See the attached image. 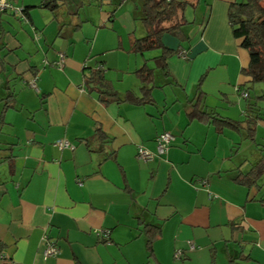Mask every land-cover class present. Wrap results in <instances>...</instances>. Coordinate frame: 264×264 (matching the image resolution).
I'll return each instance as SVG.
<instances>
[{
  "label": "crops",
  "instance_id": "crops-1",
  "mask_svg": "<svg viewBox=\"0 0 264 264\" xmlns=\"http://www.w3.org/2000/svg\"><path fill=\"white\" fill-rule=\"evenodd\" d=\"M9 1L26 19L0 14V264H264V178L251 189L236 181L264 158V111L253 140L244 124L263 86L253 96L229 20L244 0H189L184 39L162 37L169 77L155 61L163 50L133 51L147 35L145 0ZM145 65L151 85L137 76ZM97 70L120 102L91 91ZM143 88L152 103L129 101ZM200 94L204 112L242 128L190 119ZM166 131L168 154L139 161L138 147L156 152ZM61 139L73 149L59 150ZM146 226L160 229L152 251Z\"/></svg>",
  "mask_w": 264,
  "mask_h": 264
},
{
  "label": "trees",
  "instance_id": "trees-1",
  "mask_svg": "<svg viewBox=\"0 0 264 264\" xmlns=\"http://www.w3.org/2000/svg\"><path fill=\"white\" fill-rule=\"evenodd\" d=\"M188 5H190L189 0H145L143 4V24L147 30V35L134 42L133 51L136 54H144L149 51L163 50V54L155 61L157 68L163 69L167 77L170 76V73L167 72L166 62L174 52L164 47L162 37L168 33L184 39L182 29L187 22L184 12ZM229 20L235 39L241 41V46L250 55V64L244 70V75L250 80L248 84L251 88L256 84L263 85V92L255 98L254 104H249L247 109L248 113L251 114L252 112V115L255 116L248 117L244 121L248 129V137L253 140L256 132V121L263 119L261 113L264 111L263 106H261L264 104V0H244L242 3L232 4L229 9ZM137 76L145 85L154 83V69L147 65L137 72ZM88 82L92 86L91 91H97L101 95V101L104 104L120 102L116 92L108 88L101 70L92 72ZM200 87L201 83L198 86L199 91ZM143 93V98H137L130 94L128 99L137 105L152 103V90L143 88ZM201 96L202 94H200L198 102L189 113L190 119L213 124L220 133L226 128L235 130L242 128L243 123L223 120L214 114L204 112L201 109ZM263 178L264 158L252 166L248 172L243 173L241 171L236 181L241 186L251 189L259 187V183ZM146 231L149 234L148 248L152 251L154 239L158 237L160 229L146 226ZM4 249V244L0 242V256Z\"/></svg>",
  "mask_w": 264,
  "mask_h": 264
},
{
  "label": "built area",
  "instance_id": "built-area-1",
  "mask_svg": "<svg viewBox=\"0 0 264 264\" xmlns=\"http://www.w3.org/2000/svg\"><path fill=\"white\" fill-rule=\"evenodd\" d=\"M6 13H11L14 16L26 19L24 9L15 7L14 4L9 0H0V14H6ZM178 57L185 61H188L190 59L189 54L186 50H180L178 53ZM65 62H66V56L64 54H60L59 60L56 63H54L53 66L62 69L63 66L65 65ZM28 84L32 89L37 90L35 80L29 82ZM242 97L244 99H247L249 97V94L246 91H244L242 93ZM175 140L176 138L171 132H167V131L163 132L158 136L156 140V145H157L156 152H151L145 149L144 147L139 146L136 157L139 161L148 163L154 161L158 157L160 158L166 156L169 150L171 149L172 145L174 144ZM54 145L57 148H59V150H64V149L72 150L74 147L71 142L65 139L56 141ZM202 183L203 185H206L205 181H202ZM97 235L100 239L109 242L111 232L106 229L100 230L97 232ZM188 247H189L188 251L192 252L196 250V246L192 242L188 243ZM57 254H58V250L56 245L52 242H48L44 254L45 257L46 258L55 257ZM185 254L186 252L184 250L179 249L174 253V258L176 260H182L185 258ZM5 259L6 257L4 255L0 256V260H5Z\"/></svg>",
  "mask_w": 264,
  "mask_h": 264
},
{
  "label": "rangeland",
  "instance_id": "rangeland-1",
  "mask_svg": "<svg viewBox=\"0 0 264 264\" xmlns=\"http://www.w3.org/2000/svg\"><path fill=\"white\" fill-rule=\"evenodd\" d=\"M262 86H263L262 84H256L254 86L253 96H256L257 94H259L260 89H261Z\"/></svg>",
  "mask_w": 264,
  "mask_h": 264
}]
</instances>
